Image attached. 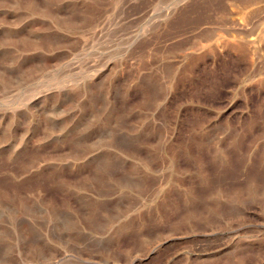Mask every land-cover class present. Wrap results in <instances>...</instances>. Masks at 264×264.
<instances>
[{
    "label": "rangeland",
    "instance_id": "374dc122",
    "mask_svg": "<svg viewBox=\"0 0 264 264\" xmlns=\"http://www.w3.org/2000/svg\"><path fill=\"white\" fill-rule=\"evenodd\" d=\"M0 264H264V0H0Z\"/></svg>",
    "mask_w": 264,
    "mask_h": 264
}]
</instances>
